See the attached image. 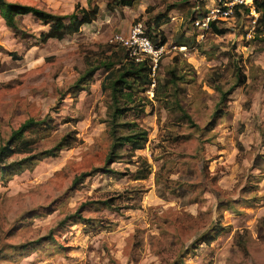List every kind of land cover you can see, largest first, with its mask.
<instances>
[{"label":"rangeland","instance_id":"obj_1","mask_svg":"<svg viewBox=\"0 0 264 264\" xmlns=\"http://www.w3.org/2000/svg\"><path fill=\"white\" fill-rule=\"evenodd\" d=\"M7 1L62 16L76 3L97 12L76 33L43 43L47 28L30 15L18 19L21 33L0 19V144L29 117L52 119L48 132L25 133L40 149L75 131L56 157L0 182V264H264V28L253 15L241 10L222 22V34L197 37V0ZM161 14L157 85L121 117L146 140L120 149L109 167L121 175L110 174L106 71L96 69L84 90L73 83L123 56L112 35L138 21L145 30ZM181 34L185 49L175 41ZM137 165L149 169L145 178L133 179ZM48 231L51 238L36 241Z\"/></svg>","mask_w":264,"mask_h":264},{"label":"trees","instance_id":"obj_2","mask_svg":"<svg viewBox=\"0 0 264 264\" xmlns=\"http://www.w3.org/2000/svg\"><path fill=\"white\" fill-rule=\"evenodd\" d=\"M87 6L90 5V0H86ZM127 3V2H126ZM254 8L258 16L255 20L256 26L264 28V0H254ZM90 9V10H89ZM81 7L78 3L74 5L72 12L68 15H58L47 12L43 9L9 2L7 0H0V19L4 25L11 29L15 33H21L22 30L18 25V19L25 15H30L35 20H38L41 24L45 25L47 30L39 34L38 39L40 42H45L49 39L61 40L67 35L76 33L81 26L90 24L94 19L97 12V6L91 8ZM247 11V8H244ZM194 13L190 14V21L193 18ZM66 20V21H65ZM167 21L166 15L161 14L153 18L151 22L146 26L145 34L152 44L155 46L164 45L165 39L162 36L159 27ZM210 32L220 35L223 33L222 28L216 27L213 23H210ZM189 38L180 37L176 38L177 46L185 45ZM123 48V56L117 61L103 64L100 66H94L87 68L82 75H80L73 83L74 90H84L85 86H80L83 83H87L92 77L94 71L100 67H103L106 71L100 88L109 90V104L106 108V115L103 121L110 136V145L103 159L104 170L107 173L121 175L116 170L109 167L112 162L119 159L118 151L123 147H128L131 151L141 149L146 140V132L142 128L138 127L135 123L129 124L128 122H122L121 118L125 112L132 109L135 106V102H138V94L146 90L151 82L150 66L148 59L145 58L139 62H135L133 57L128 55L126 48ZM8 55L12 60L20 59L15 52H9ZM114 66V67H113ZM107 82V86L105 83ZM244 80H237V85L243 83ZM154 85H157V81L154 78ZM71 87V86H70ZM227 95V92L220 93V100H223ZM178 110L184 117H187L183 108L178 105ZM217 113V110H215ZM190 122V118H186ZM126 127L127 132L120 133V129ZM41 128L44 132H48L53 129L51 118H40L38 120L29 117L23 120L15 129H12L6 140L0 144V182L6 181L13 174L31 167L34 163L42 158H54L58 155V152L62 148H68L75 140V131L71 130L68 133L60 136L51 146L45 149H40L35 146L34 141L37 139L25 138V133L30 129ZM13 155H19L18 158L9 159ZM138 157V161H139ZM141 163L145 164L144 161ZM137 169L134 173L133 179H143L147 176L149 169L147 166L140 168L137 165ZM83 176V173H81ZM74 177L73 182H78ZM103 204L107 206L112 205V200H105ZM74 215L77 219L85 224L89 219L81 218L79 211H76ZM67 216L65 219L71 218ZM51 238L50 231L45 235L38 238L36 241L40 242L43 239Z\"/></svg>","mask_w":264,"mask_h":264},{"label":"built area","instance_id":"obj_3","mask_svg":"<svg viewBox=\"0 0 264 264\" xmlns=\"http://www.w3.org/2000/svg\"><path fill=\"white\" fill-rule=\"evenodd\" d=\"M247 8L248 12L253 15V22L256 20L257 12L254 8V0H197L191 11L194 13L191 19V25L197 33V37H202L203 33L210 29V23L220 27L226 19H234L236 12H241ZM141 22H136L129 29L126 35L114 34L108 42L117 43L128 51V55L133 57L135 62L145 58L148 59L150 66V92L154 86V72L161 53L164 51L163 46H155L150 42L143 30ZM173 46L172 48H174ZM179 49H185L184 46H178Z\"/></svg>","mask_w":264,"mask_h":264},{"label":"crops","instance_id":"obj_4","mask_svg":"<svg viewBox=\"0 0 264 264\" xmlns=\"http://www.w3.org/2000/svg\"><path fill=\"white\" fill-rule=\"evenodd\" d=\"M86 25H89V24H86ZM86 25L82 26V27H85Z\"/></svg>","mask_w":264,"mask_h":264}]
</instances>
